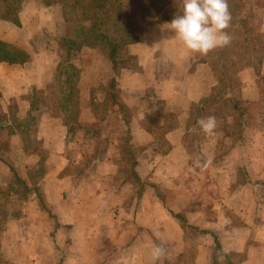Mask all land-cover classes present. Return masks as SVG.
Here are the masks:
<instances>
[{"label": "crops", "instance_id": "crops-1", "mask_svg": "<svg viewBox=\"0 0 264 264\" xmlns=\"http://www.w3.org/2000/svg\"><path fill=\"white\" fill-rule=\"evenodd\" d=\"M236 5L229 43L236 30L261 45L264 0ZM171 21L139 25L116 70L102 50H79L69 128L58 113H34L29 95L60 79L59 40L73 26L52 0H23L12 21L0 20V43L28 56L0 62L2 264H264V57L235 74L237 99L253 106L242 135L232 137L231 116H213L215 134L199 128L193 139L191 108L213 99V115L222 96L212 95L206 55L187 50ZM158 244L167 254L156 261Z\"/></svg>", "mask_w": 264, "mask_h": 264}, {"label": "trees", "instance_id": "trees-1", "mask_svg": "<svg viewBox=\"0 0 264 264\" xmlns=\"http://www.w3.org/2000/svg\"><path fill=\"white\" fill-rule=\"evenodd\" d=\"M54 1L60 7L66 21H69L72 17L77 22V32L74 38L59 40V44L67 56V62L64 63L66 65L60 75V79H57L56 83L44 91L31 92L29 103L34 113L39 112L40 114V112L46 111L62 115L69 128L77 108L76 82L78 79V70L70 62L76 59L79 50L83 47L102 50L116 70L127 62V58L123 55L125 48L138 41V25L145 28L167 18L173 19L176 15H180L183 9L182 0ZM236 1L228 0L231 13L237 6ZM22 3L23 0H0V20L12 21L14 14L21 8ZM70 14H74L75 17ZM230 24L234 26L232 23ZM233 34L236 37L234 36L231 43L219 47L205 56V60L211 63L213 72L218 80V86L212 95L215 98L222 96V101L213 115L207 114L208 112L206 111L207 103L210 100L213 101V99L205 102L203 107L193 106L191 108L188 124L189 127L193 125L195 129L192 131L193 139L198 134L200 127L197 122L200 119L216 116L218 120L224 119L225 121V119H228L226 118L227 116H231L232 125L234 126L232 137H239L242 135L241 133L244 129L242 124H245V121L249 124L253 118V113L249 114L253 106H248L245 111L243 104L237 99L238 85L235 74L241 70L240 64H252L254 68L255 57H264V41L260 45L259 38L245 36L236 30H233ZM27 58L28 56L25 52L0 43V62L23 63ZM224 97L226 98L224 99ZM224 111L225 117L222 116ZM246 113L247 116L245 118L244 114ZM26 123L29 126L26 136L27 139H30L34 126L37 123V118H35L34 114H31ZM261 123L264 125V118ZM127 140L124 142L123 152L124 155H129V158L133 161L130 149L126 146ZM1 153L2 150L0 148ZM130 174L133 179H136L133 168ZM12 177L17 184L14 192L21 197H25L26 184L17 178L15 174ZM0 194L5 195L1 191ZM0 211L3 215L4 210L1 204ZM176 218L179 219L177 216ZM180 221L183 222V220Z\"/></svg>", "mask_w": 264, "mask_h": 264}, {"label": "clouds", "instance_id": "clouds-1", "mask_svg": "<svg viewBox=\"0 0 264 264\" xmlns=\"http://www.w3.org/2000/svg\"><path fill=\"white\" fill-rule=\"evenodd\" d=\"M231 19L228 0H183L182 12L172 19L170 29L187 50L203 56L230 42L226 29L229 28ZM197 123L205 135L215 134V117L209 116ZM166 254L162 244L153 249L156 261Z\"/></svg>", "mask_w": 264, "mask_h": 264}, {"label": "rangeland", "instance_id": "rangeland-1", "mask_svg": "<svg viewBox=\"0 0 264 264\" xmlns=\"http://www.w3.org/2000/svg\"><path fill=\"white\" fill-rule=\"evenodd\" d=\"M52 2H55L54 0H52ZM71 16H74V14H70ZM68 16V15H67ZM75 17V16H74ZM69 22L71 23V26H73V34H74V36H73V38L75 37V35H76V32H77V26H78V24H77V22L75 21V20H73L72 19V17H71V19H69ZM137 28H138V31H139V28H140V26L138 25L137 26ZM105 222V224H107V221H104ZM3 262H0V264H2Z\"/></svg>", "mask_w": 264, "mask_h": 264}]
</instances>
